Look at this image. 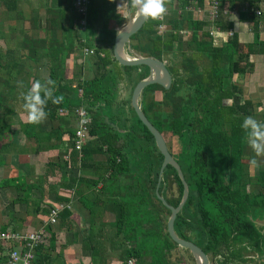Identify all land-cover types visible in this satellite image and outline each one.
<instances>
[{"label":"trees","instance_id":"trees-1","mask_svg":"<svg viewBox=\"0 0 264 264\" xmlns=\"http://www.w3.org/2000/svg\"><path fill=\"white\" fill-rule=\"evenodd\" d=\"M75 1L60 0V7L52 13L54 28H51V31L47 30V36L33 38L25 32L26 29L21 31L19 45L23 58L36 60L43 55H49V59L53 60L48 68V78L55 81V85L47 87L54 89V97H62L57 93V89L65 84L64 82L61 84L60 81L63 80L64 62L68 55L65 44H60L55 38V31L66 22V10L71 9L73 12L72 3L77 12ZM189 1L191 0H182L181 3L186 4ZM20 2L21 0H0L2 10L0 25L5 21L1 19L7 17L10 19L12 13L13 20L22 18ZM63 2L66 5L62 6ZM114 11V8L100 7L98 0H87L85 29L94 30L97 24H101L100 30L104 33L103 45L95 47L94 50L97 59L95 64L99 73H95L92 79L78 81L76 88H80L82 94L75 103L71 99L62 97L59 103H53L52 99H48L43 107L47 113L46 118L51 122H57L60 120L58 113L60 109L70 112L79 105L86 106L91 114L87 133L92 139L83 143L78 151L81 164L86 162L88 156L108 153L101 168L113 172L133 169L138 173L135 178L138 189L135 199H138L133 204L129 203L135 206L134 211L130 210L132 219L126 222L125 208L120 206L119 210V227L128 225L134 236L141 238L139 245L126 253L125 257L141 261L140 253L145 251L150 254V259L144 264H171L169 257L177 244L169 238L166 231V218L162 212L165 211L167 216L169 210L165 209L155 194L163 156L157 149L151 133L136 117L129 98L117 101L113 99V75L123 73L128 79L127 89L131 90L138 80L148 74L147 68L143 65L119 67L114 59L111 60V50L107 47L112 45L116 31L108 29V20L114 18ZM14 13L18 15L17 18ZM175 19L177 20L178 17L175 16L173 20ZM159 24L158 20L146 19L144 26L132 37L135 40L132 48L140 54L166 61L173 79L168 89L158 84L145 87L141 92L140 102L142 111L155 128L159 132L169 131L174 138L171 154L177 158L175 160L179 164H182L189 186V197L182 209L187 219L186 216H180L183 215L181 213L177 216L175 225L179 226L181 221L186 224L187 221V226H197L206 234L210 244L208 249L213 251V264H239L238 262L247 264L248 259L244 257L243 247L240 246L243 242L248 249L258 252L259 257H264V232H261L262 227L256 226L252 220L257 216H264V169L259 170L252 183L247 167L242 162L248 136L247 131L242 128L243 117L251 114L252 107L248 105L249 110H247L243 104L225 106L222 100L227 97H239L240 87L232 82V76L251 69L248 57L254 52H264V42L247 44L244 50L234 33L220 45L197 41V31L202 28V24L195 22L188 42L191 50L185 52L179 46V40L174 32L180 26L173 23L172 32L160 34L156 29ZM216 24L223 27L222 19L220 18ZM69 25L73 26L70 19ZM227 28H231L230 23H227ZM15 31L14 28L13 33ZM104 44L107 47L104 48ZM87 45L89 43L85 40L83 46ZM194 51L201 52L206 57L207 63L197 64L192 55ZM14 55L15 51L8 48L3 57L13 59ZM6 65L4 69L10 72L12 65L9 63ZM5 84L10 86L9 81ZM156 91L162 92L161 99L155 97ZM41 98H45L43 91ZM9 100L12 99L7 98L6 94L0 91V109L5 108L8 114L13 111L11 102L8 103ZM107 107L115 111L118 126L124 130L122 134L109 126L100 116ZM26 116L25 133L30 136L35 124L30 123L28 115ZM1 122L2 116H0ZM60 129L59 125L50 131L58 136L62 134ZM121 137L125 141V146H128V152L134 155L130 160L126 159L122 147L116 146ZM69 139L68 143L73 148V133L70 134ZM165 169L173 171L174 180L179 182L174 168L167 166ZM164 173L159 187L160 193L166 179ZM14 181L15 178H9V182L5 181L4 184L8 185ZM249 186H255L257 192L249 189ZM143 206H145L144 215H141L140 210L142 211ZM147 213L151 216L146 217ZM142 227L149 229L143 230ZM136 228L141 231L135 232ZM0 231H4V227H0ZM53 240L54 236L51 233L50 248ZM43 249L44 246L40 242L34 246L33 264L49 263V253L44 252Z\"/></svg>","mask_w":264,"mask_h":264},{"label":"crops","instance_id":"crops-1","mask_svg":"<svg viewBox=\"0 0 264 264\" xmlns=\"http://www.w3.org/2000/svg\"><path fill=\"white\" fill-rule=\"evenodd\" d=\"M181 1L165 0L167 11L162 18L156 19L160 21L156 29L160 34H167L173 31V23L180 26L174 32L179 46L185 52L191 50L188 42L195 22L202 24V28L197 31V41L220 45L234 33L244 50L247 44L264 42V0H219L217 8L208 0H191L186 4ZM47 2L45 4L41 0H21L19 9L22 18L14 13L21 22L20 27L22 26V30L26 29L25 32L30 37H45L47 30L54 28L52 13L60 7V0ZM111 2V8L117 10L118 14L108 20V29L117 32L126 23L128 14H133L134 8L130 0ZM26 8H31V12L27 11L25 14ZM72 9L73 12L71 9L67 10L66 22L56 29L55 38L68 49L63 80L60 81L65 84L57 89V93L75 103L82 94V90L76 88L78 81L92 79L95 73H99L94 50L95 47L103 45L104 33L100 30L101 24H97L94 30L87 31L85 11L76 12L73 3ZM10 16L13 17V13ZM175 16L179 21L173 20ZM7 18L1 19L5 21L0 25V91L12 99L8 103L11 102L13 111L8 114L5 108L0 109V197L9 199L13 205L11 210L16 213L6 214L0 209V227L19 233H41L40 243L44 246L43 251L49 253L50 257L48 264H127L126 253L137 247L141 238L135 237L128 225L119 227L118 217L121 206L126 210L124 220L128 222L132 219L128 205L136 198L138 189L135 178L138 173L133 169L113 172L101 168L108 153L88 156L86 162L81 164L79 150L74 148V145L72 148L68 141L70 134H74L79 125L75 108L87 110L85 105H79L70 112L58 111L60 120L57 122H51L45 117L41 122L34 123L30 136L26 135L24 125L28 111L24 107V94L36 81H40L44 87L48 86V68L53 60L49 59V55H43L36 60L23 58L19 45L22 35L18 37V32L22 30L9 23L5 24ZM220 18L223 27L216 24ZM69 19L72 20L73 26L69 25ZM227 23L231 24V28H227ZM14 28L16 31L13 33ZM85 40L89 45L83 46ZM133 42L135 43V40ZM112 45L107 47L104 44V48L111 50V60ZM8 48L15 51L13 59L3 57ZM192 55L199 65L206 59L201 52L194 51ZM248 61L251 63V69L233 74L231 79L240 87L239 97L224 98L222 103L225 106L243 104L247 110L250 105L251 114L244 116L243 121L248 116L264 121V52L251 53ZM7 63L12 65L10 72L4 69ZM113 77V99L127 100L129 95L125 93L129 91L126 86L128 79L123 73ZM6 81L10 82V86L5 84ZM155 97L161 99V91H156ZM102 112L100 116L104 120L108 119L118 126L117 115L113 109L107 107ZM88 114L91 119L89 111ZM59 125L62 134L57 136L50 130ZM91 139L89 136L85 142ZM116 146H121L126 159L130 160L129 149L125 146L123 137L117 141ZM244 157L246 162L251 161V173L257 174L260 169H264V154H256L248 136ZM253 160L256 161L255 164L252 163ZM9 178H15V181L4 184L5 181L9 182ZM52 209L58 212L54 223L50 222ZM4 215L7 219L3 218ZM51 233L54 240L50 248ZM1 249L0 264H3L6 259ZM32 252L35 256L34 250ZM171 253H175V249ZM140 257L141 261L136 258L129 259H132L133 264H144L149 261L150 254L143 251ZM251 257L256 264H264V257L253 253Z\"/></svg>","mask_w":264,"mask_h":264},{"label":"water","instance_id":"water-1","mask_svg":"<svg viewBox=\"0 0 264 264\" xmlns=\"http://www.w3.org/2000/svg\"><path fill=\"white\" fill-rule=\"evenodd\" d=\"M145 22L146 19L140 17L135 8L133 14H128L126 23L116 32L114 36L112 45L113 59L119 67L143 65L148 70V74L145 76V78H142L135 83L131 90L129 98L130 106L133 109L136 117L151 133L154 138L157 149L163 156V160L157 178V184L155 187V193L157 199L162 203V205L170 210V215L168 216L166 221V230L168 236L174 243H176L180 247L188 249L194 259V264H208V257L206 256V254L193 242L179 237L174 230V220L176 218L177 212L182 207L187 198L188 185L181 173L179 164L170 155L163 135L149 121V119L142 111L139 103V97L145 87L153 84H158L163 88L167 89L169 88L172 81V76L164 61L154 56L140 54L139 52L133 50L131 47L132 37L144 26ZM105 120L108 125L114 127L119 133L124 132V130L120 129L117 124L109 122L108 119ZM166 166H171L175 169L183 185V195L179 204L175 207L169 205L166 201L169 198V194L166 193L164 196H161L159 194L161 175ZM175 187L176 184L173 183V191L176 195L177 193L175 191ZM254 222L256 223L255 220ZM260 224L264 226L263 223Z\"/></svg>","mask_w":264,"mask_h":264},{"label":"clouds","instance_id":"clouds-1","mask_svg":"<svg viewBox=\"0 0 264 264\" xmlns=\"http://www.w3.org/2000/svg\"><path fill=\"white\" fill-rule=\"evenodd\" d=\"M131 6L144 19H160L167 11L165 0H131ZM47 84L55 85V81L49 80ZM43 85L40 81H36L24 94V107L28 111L30 123H39L46 117L47 113L43 106L48 99H52L53 103H59L62 99V97L53 96V88ZM42 91L44 99L41 98ZM242 128L247 131L249 143L256 154H264V121L248 116L244 119ZM252 163L255 164L256 161L253 160Z\"/></svg>","mask_w":264,"mask_h":264},{"label":"built area","instance_id":"built-area-1","mask_svg":"<svg viewBox=\"0 0 264 264\" xmlns=\"http://www.w3.org/2000/svg\"><path fill=\"white\" fill-rule=\"evenodd\" d=\"M208 1H210L215 8L219 5V0ZM86 4L87 0H76L75 7L77 12L83 13ZM59 111L61 112L62 109ZM75 112L78 115L79 125L73 134V145L74 148L80 150L81 146L88 138L87 126L90 119L88 111L84 108L77 107L75 108ZM57 213L56 209L51 210V223L55 222ZM41 238L42 234L37 232L19 233L11 230L0 231V248H2L1 250L4 253L3 256L6 259L3 264H31L34 258L32 250L34 246L40 242ZM24 248L27 249L25 250ZM127 264H133L132 259H128Z\"/></svg>","mask_w":264,"mask_h":264},{"label":"flooded vegetation","instance_id":"flooded-vegetation-1","mask_svg":"<svg viewBox=\"0 0 264 264\" xmlns=\"http://www.w3.org/2000/svg\"><path fill=\"white\" fill-rule=\"evenodd\" d=\"M131 47L134 45V40H133V38L131 39ZM133 49V48H132ZM170 72V71H169ZM171 74V73H170ZM172 76V75H171ZM172 81H173V79H172ZM171 81V82H172ZM171 85V84H170ZM170 87V86H169ZM168 89V88H167ZM132 90V89H131ZM131 90H130V92H129V96H130V94H131ZM161 94H162V92H161ZM141 96V95H140ZM129 100H130V98H129ZM139 103H140V106L142 105L141 104V102H140V97H139ZM142 107V106H141ZM162 135H163V133L162 132H160ZM164 138V137H163ZM165 143H166V141H165ZM166 145H167V143H166ZM167 148H168V151H169V153H170V155L172 156V158L175 160V159H177V158H174L173 157V155L171 154V147L170 146H168L167 145ZM245 149H246V147H245ZM245 151V150H244ZM176 161V160H175ZM177 162V161H176ZM242 162L244 163V165L247 167V172H248V174L250 175V177H251V179H252V183H253V181H254V178L257 176V174L256 173H254V175L252 174L251 175V172H250V170H249V166H250V164H249V162H251L250 160H248L247 162H246V159H245V157L243 156L242 157ZM178 163V162H177ZM179 164V163H178ZM167 167V166H166ZM165 167V168H166ZM179 167H180V169H181V173H182V175H183V177H184V179H185V176H184V172H183V169H182V164L180 163L179 164ZM164 168V170H163V172H162V174L164 173L165 174V176H166V179H165V183L162 185V194L159 192V194L161 195V196H164L166 193L167 194H169V198L166 200L167 201V203L169 204V205H172V206H177L178 204H179V202H180V200H181V197H182V195H183V185H182V183H181V180H180V178H179V176H178V174H177V172H176V175H177V177H178V179H179V182L178 181H175L174 180V172L173 171H171V170H166ZM166 170V171H165ZM175 170V169H174ZM259 172V171H258ZM161 180H162V175H161ZM185 181H186V179H185ZM161 183V182H160ZM173 183H175L176 184V189H175V191H176V195L174 194V191H173ZM186 183H187V181H186ZM180 184H181V186H180ZM187 185H188V183H187ZM160 187V186H159ZM249 189H253V190H255L254 192H257L256 191V187L255 186H249ZM188 197H189V186H188V195H187V198H186V200H185V202H184V204L182 205V207L179 209V211L177 212V215H176V218H177V216L179 215V214H181V213H183L182 212V209H183V207L186 205V203H187V200H188ZM165 207V206H164ZM165 209H167V210H169L168 208H166L165 207ZM164 215H165V218H166V221H167V218H168V216L170 215V210H169V214L166 216V212L164 211V212H162ZM184 214V213H183ZM264 215V214H263ZM180 216H182V215H180ZM184 217V216H183ZM264 216H261V217H259V216H257V217H255L254 219H252L253 221L255 220L256 221V223L254 222V224L256 225V226H258V227H262V228H260V230H261V232L263 231L264 232V226L263 225H261L260 223H264L263 222V218ZM176 218H175V220H176ZM175 220H174V230H175V232H176V234L179 236V237H181V238H183V239H185V240H188V241H191V242H193L196 246H198L205 254H206V256L208 257V264H213V262H214V260H213V258H212V255H213V251L212 250H210V249H208L209 247H210V244L208 243V241H209V239L207 240V238H206V234H204L203 233V231L202 230H200L199 229V227H189V226H187L188 224H187V221H186V224L183 222V221H181L180 222V225L178 226H176L175 225ZM167 231V230H166ZM168 234V233H167ZM170 238V237H169ZM240 246L241 247H243V249H242V252H243V254H244V257H248V256H246V252L248 253H250V252H252L253 254H256V256H258L259 255V253L258 252H256L255 250H252L251 248H249L248 249V247L245 245V243L243 242V243H241L240 244ZM177 247H180V246H178L177 245ZM183 250H185V251H187L188 253H189V255L191 256V254H190V252L188 251V249H186V248H183V247H181ZM249 257H251V255H249ZM191 258H192V260H193V264H194V259H193V257L191 256ZM252 258V257H251ZM180 263V262H179ZM179 263H177V264H179ZM239 264H246V263H240V262H238ZM250 263H252V264H256V261L254 260V259H251V262Z\"/></svg>","mask_w":264,"mask_h":264},{"label":"rangeland","instance_id":"rangeland-1","mask_svg":"<svg viewBox=\"0 0 264 264\" xmlns=\"http://www.w3.org/2000/svg\"><path fill=\"white\" fill-rule=\"evenodd\" d=\"M43 3H48L47 1H44V0H41ZM98 5L100 6V7H106L107 5L109 6L108 8H111V0L109 1V0H100V2L98 1ZM63 5H66L65 4V2H63L62 3V6ZM118 5H119V2H118ZM124 9V8H123ZM109 10V9H108ZM0 11H1V8H0ZM27 11H29V12H31V8L30 9H27L26 8V11H25V14L27 13ZM67 11V10H66ZM106 11H107V8H106ZM2 12H0V14H1ZM4 14H5V12H3ZM117 15L118 14V11L117 10H115L114 11V15ZM3 23V22H2ZM6 23H9V24H11V25H13L16 29H21L22 30V26L20 27V21H19V19H16V20H13L12 19V17L10 18V19H8L7 18V20H6V22H5V24ZM18 37H20L22 34H21V32L19 33L18 32ZM10 40V39H9ZM10 42H13V41H10ZM132 42V41H131ZM166 62V61H165ZM200 62V61H199ZM202 64H205V63H207V61H206V59H203V61L201 62ZM124 92H126V91H124ZM129 92H130V90L129 91H127V93H125V94H128L129 95ZM226 116V115H225ZM226 118H228L227 116H226ZM163 137H164V139H165V141H166V143H167V145L168 146H172L173 147V144H174V138L171 136V134H170V132L169 131H167V130H164L163 132ZM135 144H136V142H135ZM133 154L132 153H130V158H133ZM254 175V173H251V175ZM156 194V193H155ZM1 199H0V209L1 210H3V211H5V213L7 212V213H9L10 212V214H15L16 212H15V210H11V206H13L12 205V203H10V200L9 199H6V198H3V197H0ZM138 199V198H137ZM137 199H135L134 198V200L133 201H131L132 202V204L135 202V200H137ZM9 200V202H7ZM142 205V204H141ZM128 206H130V209H131V211H134V209H135V206L134 205H128ZM141 209H142V211L140 210V214L141 215H144V212H143V210L145 209V206H143V207H141ZM6 213V214H7ZM148 216H151L150 214H146V217H148ZM182 216H186V214H183ZM3 218H6V215H4L3 216ZM7 219V218H6ZM186 219H187V216H186ZM189 223H192L191 221H189ZM144 228H148L149 229V227H144ZM144 228L142 227V229L144 230ZM128 231V230H127ZM141 231V229H137L136 228V231L135 232H140ZM132 234V233H131ZM252 253H247L246 252V256H249V255H251ZM247 259H248V261L247 262H251V257H247ZM169 261L171 262V264H177V263H179V264H193V260H192V258H191V256L189 255V253L187 252V251H185V250H183L181 247H176L175 248V253H171V255H170V257H169ZM258 264V263H257Z\"/></svg>","mask_w":264,"mask_h":264}]
</instances>
